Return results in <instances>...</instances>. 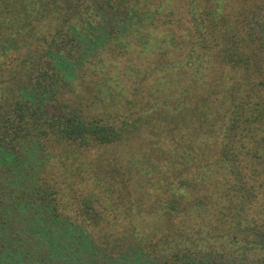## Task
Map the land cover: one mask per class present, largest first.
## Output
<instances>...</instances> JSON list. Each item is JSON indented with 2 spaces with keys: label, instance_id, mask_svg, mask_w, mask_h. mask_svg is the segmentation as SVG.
Here are the masks:
<instances>
[{
  "label": "trees",
  "instance_id": "trees-1",
  "mask_svg": "<svg viewBox=\"0 0 264 264\" xmlns=\"http://www.w3.org/2000/svg\"><path fill=\"white\" fill-rule=\"evenodd\" d=\"M258 16L264 0H0V264H264ZM146 130L162 151L129 158ZM89 186L117 192L116 220Z\"/></svg>",
  "mask_w": 264,
  "mask_h": 264
},
{
  "label": "rangeland",
  "instance_id": "rangeland-1",
  "mask_svg": "<svg viewBox=\"0 0 264 264\" xmlns=\"http://www.w3.org/2000/svg\"><path fill=\"white\" fill-rule=\"evenodd\" d=\"M95 2H96V4H97V6H99L101 3H102V0H95ZM257 21L258 22H260L261 24L262 23H264L263 21H262V17L261 16H258L257 17ZM101 46H103V45H101ZM99 49V48H98ZM103 110H107V109H105V108H101L100 109V111L101 112H103ZM111 112V111H110ZM104 113H106V112H104ZM108 114H110V113H108ZM113 114V113H112ZM113 116V115H112ZM152 135L146 130L144 133H143V136H142V138L140 139H138L137 141H135V145H133V149L131 148V149H129V145L127 146V145H121V146H112L111 148H107V149H103V151H105V150H109V149H112V156H115L116 157V150L117 149H121V151L122 152H125L126 150H131L132 152H131V154L129 155V158H132L133 156H135V155H140V156H142L143 154H142V152H139V150H137V146L138 145H140V143H143V141H141V140H144L145 141V145H144V147H148V146H150V147H152V149L154 150V149H156L158 152H161L162 150H159V149H157L156 147H159L158 146V144L156 145V147L155 146H153V140L152 139H149L150 137H151ZM141 141V142H140ZM140 142V143H139ZM153 150H152V155L151 156H149L150 158H151V162H153V161H158V159H159V156L160 155H155L154 153H153ZM102 151V150H101ZM88 154H89V156L90 157H87V160L88 161H92L93 162V164L95 165V166H97V164L99 163H103V164H107V163H112V164H117L116 163V161H110V162H107L106 161V156L105 155H103V154H105V152H102V154H100V152H99V150H97L96 152L95 151H92L91 153H89L88 152ZM98 154V155H97ZM108 156V155H107ZM121 157H122V155H121ZM154 165H151V167H153ZM108 165L107 166H105L104 168L105 169H107L108 170ZM113 173H115V172H112L111 173V176H110V178L111 177H113L114 175H113ZM110 178H109V180H110ZM114 178V177H113ZM110 183H111V185H113L114 184V182H116V179H114L113 181H109ZM88 190L89 191H92L94 194H98L99 196H101L102 197V199H103V202H104V204H105V206L108 208V210H109V212H110V217L111 218H113V220H116V214H118L119 212H121V209H122V204H119L118 203V201H116L117 200V192L115 191H113V193H108V194H111L110 196H112L113 198H112V200L113 201H111V202H109V201H107L106 199H105V197H104V195H103V193H102V191H99V190H97V189H94L92 186H89V188H88ZM72 196V195H71ZM71 200L73 201L74 199L73 198H71ZM72 206H75V205H72ZM116 210H117V212L118 213H116ZM113 222V221H112Z\"/></svg>",
  "mask_w": 264,
  "mask_h": 264
}]
</instances>
